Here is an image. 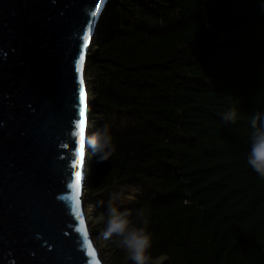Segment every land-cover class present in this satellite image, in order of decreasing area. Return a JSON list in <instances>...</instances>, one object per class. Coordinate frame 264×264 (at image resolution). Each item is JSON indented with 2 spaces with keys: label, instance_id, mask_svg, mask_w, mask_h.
<instances>
[{
  "label": "trees",
  "instance_id": "1",
  "mask_svg": "<svg viewBox=\"0 0 264 264\" xmlns=\"http://www.w3.org/2000/svg\"><path fill=\"white\" fill-rule=\"evenodd\" d=\"M101 23L87 128L108 126L115 151L100 162L87 144L83 195L104 264H130L96 235L94 205L120 186L116 205L149 220L152 264H264V178L245 159L264 108V0H110Z\"/></svg>",
  "mask_w": 264,
  "mask_h": 264
},
{
  "label": "water",
  "instance_id": "2",
  "mask_svg": "<svg viewBox=\"0 0 264 264\" xmlns=\"http://www.w3.org/2000/svg\"><path fill=\"white\" fill-rule=\"evenodd\" d=\"M109 1L0 0V264H104L83 192L87 61Z\"/></svg>",
  "mask_w": 264,
  "mask_h": 264
},
{
  "label": "clouds",
  "instance_id": "3",
  "mask_svg": "<svg viewBox=\"0 0 264 264\" xmlns=\"http://www.w3.org/2000/svg\"><path fill=\"white\" fill-rule=\"evenodd\" d=\"M238 105L229 106L221 119L226 123H235L239 115ZM251 133L246 152L247 165L264 178V108L255 111L249 117ZM88 147L98 161L108 159L115 151L113 133L108 126L91 133L87 138ZM125 194L124 186L109 192L108 199L97 200L94 208L103 210V220L98 227L97 237L112 239L118 248L126 253V261L130 264H152V234L148 230L149 220L143 210L135 213L139 223L127 209H120L115 201Z\"/></svg>",
  "mask_w": 264,
  "mask_h": 264
},
{
  "label": "snow or ice",
  "instance_id": "4",
  "mask_svg": "<svg viewBox=\"0 0 264 264\" xmlns=\"http://www.w3.org/2000/svg\"><path fill=\"white\" fill-rule=\"evenodd\" d=\"M89 23H91V21H89ZM87 41H88V33L85 32V35H84V45L87 44ZM84 45H81L80 47V52H79V59L76 61V71L79 73L81 68H80V65L82 64L83 62V59H84ZM80 102L81 104L84 103V83H83V80L80 81ZM80 117H84L85 116V112H84V109L81 108L80 110V113H79ZM77 124V127L80 129V137L83 138L84 135H85V128H84V119H80L76 122ZM77 176V184L76 186L79 187V183H80V174L77 173L76 174ZM69 187H72V185H69Z\"/></svg>",
  "mask_w": 264,
  "mask_h": 264
},
{
  "label": "rangeland",
  "instance_id": "5",
  "mask_svg": "<svg viewBox=\"0 0 264 264\" xmlns=\"http://www.w3.org/2000/svg\"><path fill=\"white\" fill-rule=\"evenodd\" d=\"M88 132H89V131H88ZM83 199L85 200V201H84V203H85V202H86V199H87V196H84V195H83ZM84 211H85V209H84ZM100 252H101V253H100ZM100 252H99L100 256H101V255L106 256V251H100ZM101 258H102V257H101ZM106 258H107V257H106ZM102 260H103V259H102ZM105 260H106V259H105ZM105 260H103V262H104Z\"/></svg>",
  "mask_w": 264,
  "mask_h": 264
}]
</instances>
